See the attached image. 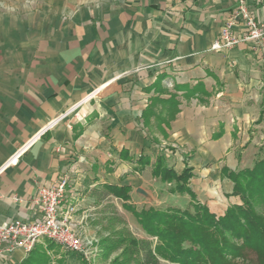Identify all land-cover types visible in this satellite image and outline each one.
I'll list each match as a JSON object with an SVG mask.
<instances>
[{
  "label": "crops",
  "instance_id": "obj_1",
  "mask_svg": "<svg viewBox=\"0 0 264 264\" xmlns=\"http://www.w3.org/2000/svg\"><path fill=\"white\" fill-rule=\"evenodd\" d=\"M245 4L264 24V0ZM237 6L0 0V221L38 220L33 199L63 174L84 202L123 203L104 189L114 186L129 189L135 208L168 204L181 195L153 173L165 146L189 158V203L213 213L238 204L226 172L248 168L240 154L264 105V54L248 43L210 50ZM175 155L165 164L180 174ZM6 248L0 264H25L28 255Z\"/></svg>",
  "mask_w": 264,
  "mask_h": 264
},
{
  "label": "trees",
  "instance_id": "obj_2",
  "mask_svg": "<svg viewBox=\"0 0 264 264\" xmlns=\"http://www.w3.org/2000/svg\"><path fill=\"white\" fill-rule=\"evenodd\" d=\"M140 162L148 164L147 160ZM153 173L161 183L173 184L169 188L171 194H189L191 167H185L177 174L166 166L160 155ZM226 177L232 183L231 196L238 197L240 203L230 205L218 217L205 205L192 202L184 208L171 205L135 208L126 203L128 188L104 187L108 194L123 201L122 208L135 218L147 235L160 242L153 248L150 241H138L124 232L112 240L110 246L121 247L129 257L135 256V264H160L159 258L172 264H264V157L254 160L250 168L228 170ZM45 244L47 250L58 253L57 245ZM52 261L55 264H84L79 256L69 252H61L59 258ZM25 264H51V260L46 250L36 245Z\"/></svg>",
  "mask_w": 264,
  "mask_h": 264
},
{
  "label": "built area",
  "instance_id": "obj_3",
  "mask_svg": "<svg viewBox=\"0 0 264 264\" xmlns=\"http://www.w3.org/2000/svg\"><path fill=\"white\" fill-rule=\"evenodd\" d=\"M238 23H242L244 28L240 37L234 35V28ZM241 43H248L251 50H259L264 54V24L253 19L245 0H238L237 8L221 28L218 39L210 50H228ZM64 116L53 121L45 130ZM33 203L40 213L38 220L0 221V246L6 244V252L19 249L28 255L36 245L51 242L61 252L76 254L86 264H92L94 248L91 241L82 235L84 214L90 213L91 208H84V196L71 186L69 176L63 174L52 183L42 186ZM81 208L83 210L79 214Z\"/></svg>",
  "mask_w": 264,
  "mask_h": 264
},
{
  "label": "rangeland",
  "instance_id": "obj_4",
  "mask_svg": "<svg viewBox=\"0 0 264 264\" xmlns=\"http://www.w3.org/2000/svg\"><path fill=\"white\" fill-rule=\"evenodd\" d=\"M263 111H264V105L263 108H261L260 110V116H259L260 119L258 118L260 122L255 123L256 125L255 134L252 137L251 141L249 142L251 146L249 147L246 153L240 154V156L244 157L243 158L244 160L243 162L245 164L244 166H247L248 168H250L253 165L254 160L264 157V115L261 116ZM161 152H162L161 156H163L164 161H165V156L171 157L174 154H176L175 157L177 156L178 160L173 159L171 161L173 167L175 165H178V167H182V170L185 167H189L188 166L189 158L186 156L184 157L183 155L178 153L175 148H172L171 146H165L163 147ZM182 158H183V162H182ZM171 169L173 170V168ZM167 184L173 186L172 183H167ZM167 201L168 204L167 203L160 204L157 202L152 207L162 208L165 205H171V206H179L184 208L189 204L188 196H184V195L172 196L171 198L169 197ZM235 201H239L238 204L240 203L238 197L236 198ZM230 205L233 204L229 202L228 205L226 206V209ZM83 206L85 209L91 208L90 213L84 214L83 221L85 225L84 228L82 229V233H83L82 235L83 237L91 241V244L94 248L93 250L94 258L92 257L93 259L92 264H135L137 262L135 256L131 255V257H129V255L124 254L121 247L110 246V242L114 240L120 233L127 232L130 235V237L138 241L148 240L151 242L153 248L160 245V242L156 237L147 235L140 228L135 218L129 212L125 211L122 208V203L120 201L110 197V198H104L100 203L86 201L83 203ZM149 206L150 205H146V207ZM138 208H140V206H138ZM79 210H80L79 214H81L83 209L81 208ZM225 210L222 211L221 213L219 212L220 214L213 213L210 210L209 211L218 217V216H222ZM239 243L240 242L237 241V244ZM48 255L51 260V264H55V261L52 260H56L57 255L51 253H49ZM80 260H82L81 257ZM158 260L160 264H172L168 262L167 259L164 260L159 258ZM82 262L84 261L82 260ZM84 264L86 263L84 262Z\"/></svg>",
  "mask_w": 264,
  "mask_h": 264
}]
</instances>
